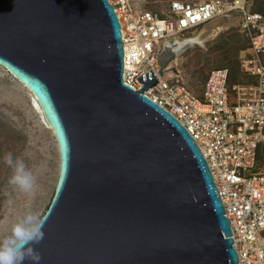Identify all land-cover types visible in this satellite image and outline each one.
<instances>
[{
	"label": "water",
	"instance_id": "1",
	"mask_svg": "<svg viewBox=\"0 0 264 264\" xmlns=\"http://www.w3.org/2000/svg\"><path fill=\"white\" fill-rule=\"evenodd\" d=\"M200 41L165 42L159 75ZM0 68L57 147L40 264H238L199 148L144 95L155 77L136 78V92L122 82L108 0H0Z\"/></svg>",
	"mask_w": 264,
	"mask_h": 264
},
{
	"label": "built area",
	"instance_id": "2",
	"mask_svg": "<svg viewBox=\"0 0 264 264\" xmlns=\"http://www.w3.org/2000/svg\"><path fill=\"white\" fill-rule=\"evenodd\" d=\"M123 43V84L151 71L144 95L171 115L199 148L228 221L238 264H264V0H171L147 11L133 0H108ZM217 22L247 41L238 56L241 83L211 70L195 96L177 64L159 75L165 42L180 41ZM222 29V30H223ZM174 69L175 71L173 72Z\"/></svg>",
	"mask_w": 264,
	"mask_h": 264
},
{
	"label": "rangeland",
	"instance_id": "3",
	"mask_svg": "<svg viewBox=\"0 0 264 264\" xmlns=\"http://www.w3.org/2000/svg\"><path fill=\"white\" fill-rule=\"evenodd\" d=\"M133 1L147 11L162 13L171 0ZM206 31L207 27L180 40L201 41L174 61L195 96L200 95L202 84L211 70L227 68L238 79L233 63L237 60L241 35L236 29H223L213 34ZM39 114L31 95L0 68V239L8 234L17 217L32 212L42 218L54 194L59 157L53 135ZM8 153L14 160L23 159L34 175L31 193H24L9 183L13 171L3 159Z\"/></svg>",
	"mask_w": 264,
	"mask_h": 264
},
{
	"label": "clouds",
	"instance_id": "4",
	"mask_svg": "<svg viewBox=\"0 0 264 264\" xmlns=\"http://www.w3.org/2000/svg\"><path fill=\"white\" fill-rule=\"evenodd\" d=\"M3 159L13 171L9 183L24 193H31L35 177L24 160H14L11 153ZM44 222L43 218L32 212L17 217L8 234L0 239V264H40L41 255L35 246L45 235L42 230Z\"/></svg>",
	"mask_w": 264,
	"mask_h": 264
},
{
	"label": "trees",
	"instance_id": "5",
	"mask_svg": "<svg viewBox=\"0 0 264 264\" xmlns=\"http://www.w3.org/2000/svg\"><path fill=\"white\" fill-rule=\"evenodd\" d=\"M247 47V41L246 39L241 35V40H240V47L237 49L238 50V54H237V60L234 61V67L237 71H236V74L238 73V79L236 80V77L234 73H232L231 71H229V69L227 68H221V69H226L228 70V73H229V83L230 84H235V83H241V81H243V76L239 70V63H238V56H239V53L243 50H245ZM232 63V62H231Z\"/></svg>",
	"mask_w": 264,
	"mask_h": 264
},
{
	"label": "bare ground",
	"instance_id": "6",
	"mask_svg": "<svg viewBox=\"0 0 264 264\" xmlns=\"http://www.w3.org/2000/svg\"><path fill=\"white\" fill-rule=\"evenodd\" d=\"M229 23L227 22H217L212 24L211 26L207 27V31L206 32H211L213 33H217L219 31H221L223 28L227 27ZM170 66H174V65H170ZM169 67V66H168ZM19 84V83H18ZM22 86V85H21ZM23 87V86H22ZM24 88V87H23ZM25 89V88H24ZM26 90V89H25ZM33 99V98H32ZM35 110L40 113V117H41V112L39 110V108L37 106H35ZM49 129V128H48Z\"/></svg>",
	"mask_w": 264,
	"mask_h": 264
}]
</instances>
